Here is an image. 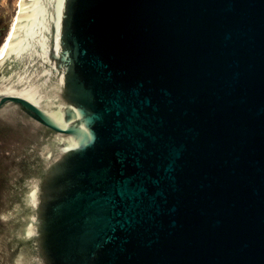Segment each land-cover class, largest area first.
Listing matches in <instances>:
<instances>
[{"label":"water","instance_id":"obj_1","mask_svg":"<svg viewBox=\"0 0 264 264\" xmlns=\"http://www.w3.org/2000/svg\"><path fill=\"white\" fill-rule=\"evenodd\" d=\"M0 264H264V0H20Z\"/></svg>","mask_w":264,"mask_h":264},{"label":"bare ground","instance_id":"obj_2","mask_svg":"<svg viewBox=\"0 0 264 264\" xmlns=\"http://www.w3.org/2000/svg\"><path fill=\"white\" fill-rule=\"evenodd\" d=\"M16 1V7H17V12H19L20 9V0H15ZM17 12L14 14L11 23H10V27L4 37V39L2 40L1 44H0V57H3L5 54V51L8 47V41L12 35V32L14 30L15 27V23L17 21Z\"/></svg>","mask_w":264,"mask_h":264},{"label":"rangeland","instance_id":"obj_3","mask_svg":"<svg viewBox=\"0 0 264 264\" xmlns=\"http://www.w3.org/2000/svg\"><path fill=\"white\" fill-rule=\"evenodd\" d=\"M8 6H11L12 9H13V15H12V18H13L14 14L17 12V7H16V1L15 0H0V15L4 11V9L6 7H8ZM12 18H11V20H12ZM10 23H11V21H10ZM10 23H9V25H8L6 31H5V34H4L3 38H2V40L4 39L8 29L10 27ZM2 40H1V42H2ZM1 42H0V44H1Z\"/></svg>","mask_w":264,"mask_h":264},{"label":"trees","instance_id":"obj_4","mask_svg":"<svg viewBox=\"0 0 264 264\" xmlns=\"http://www.w3.org/2000/svg\"><path fill=\"white\" fill-rule=\"evenodd\" d=\"M16 221V219L14 220V222Z\"/></svg>","mask_w":264,"mask_h":264},{"label":"flooded vegetation","instance_id":"obj_5","mask_svg":"<svg viewBox=\"0 0 264 264\" xmlns=\"http://www.w3.org/2000/svg\"><path fill=\"white\" fill-rule=\"evenodd\" d=\"M1 42V41H0Z\"/></svg>","mask_w":264,"mask_h":264}]
</instances>
